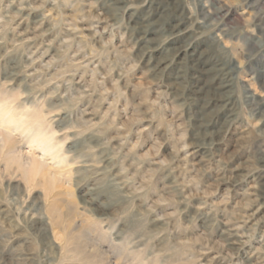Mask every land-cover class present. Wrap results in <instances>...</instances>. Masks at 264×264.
Segmentation results:
<instances>
[{"label":"rangeland","instance_id":"374dc122","mask_svg":"<svg viewBox=\"0 0 264 264\" xmlns=\"http://www.w3.org/2000/svg\"><path fill=\"white\" fill-rule=\"evenodd\" d=\"M212 1L178 40L166 0H0V264H264V0Z\"/></svg>","mask_w":264,"mask_h":264},{"label":"bare ground","instance_id":"6f19581e","mask_svg":"<svg viewBox=\"0 0 264 264\" xmlns=\"http://www.w3.org/2000/svg\"><path fill=\"white\" fill-rule=\"evenodd\" d=\"M148 1L149 3V9L154 7L155 3H164L162 2V0H145ZM167 2H170L172 5V16H171V20L168 24V31L171 33V35H175L176 38H178L177 36H179V33L182 31L181 28L186 25H194V23L197 22L198 26L196 28V31L198 29H202L205 28V26L203 25V23H205L207 20L209 19H214L219 17V16H223L224 15V8L223 7H216L214 2L212 0H205V3H199V2H194V8H190L187 7L186 4L182 3V2H178L177 0H166ZM161 6V5H159ZM146 11V14L150 13V10ZM145 15V14H144ZM96 17V16H95ZM133 18V15L132 17ZM198 19H201L203 22L201 23L200 21H198ZM223 19V18H221ZM144 20H146V23L148 25L149 23V18L147 16H145ZM149 26V25H148ZM148 26H147V30H145V32L147 33L148 31ZM218 26H216L217 28ZM146 28V27H145ZM261 32L263 34L264 32V28H261ZM181 38H178V40ZM262 39L260 38V40H258V42L253 41L251 38L248 39V42L251 43L252 46L257 47L258 49L261 50L262 48ZM213 41H215V38H213ZM245 50H247V48H245V42L242 44V49L239 50L237 49V47L235 46L230 52H225L224 49H221L219 46L217 48V50L214 52V57L216 58V63H219L221 66L220 70L224 73V75H226L227 77H230L232 72H236L237 71V67L235 66V60L233 59V57L237 56L241 53L242 55L244 54ZM232 54L231 56H229V54ZM76 54H79L78 52ZM76 54L74 55L76 57ZM245 55V54H244ZM251 56V55H249ZM261 57H264L263 55ZM196 64L195 67L198 70L204 71L205 70V66L209 63V59H196ZM263 63V61H262ZM159 64V62L154 64V67H157V65ZM264 68V67H262ZM239 71V70H238ZM93 73V72H92ZM95 73V70H94ZM262 76V81L264 84V71H260ZM223 75V74H222ZM220 87V85H219ZM264 87V85H263ZM247 93V92H246ZM247 102L249 103L251 109L256 112V114H261V112L264 110V98L262 99H257L255 97V95H251V97L249 99H247ZM264 124V121H263ZM38 126H41L40 124ZM10 130H12L10 128ZM24 132H28L27 130H24ZM263 132V131H262ZM41 139H43L46 136V133L43 132V134L40 132L37 133ZM31 136V134H27L26 137ZM47 141V142H46ZM54 138H49L48 140H40V142H42V146H43V150L45 152H50V155H52V159L53 160H57V162L55 163L57 166L59 167H63V166H67L68 164H71L69 162V159L64 156L63 154V150L60 149L59 147H57V143L53 142ZM39 142V141H37ZM0 152L2 156V152H4L6 150L7 147V153L5 155L6 158H11V154L12 153V148L7 145V142L5 141L4 137L0 138ZM184 147H186V144H184ZM30 157H27V159H29ZM14 161V160H13ZM9 162V161H8ZM20 161L17 162V167L18 169L22 170V173L24 175V178L27 179L28 181H32V180H36L38 177L40 179H48V180H53L52 179V171H46L45 169H43L42 166L36 164L34 161H31V158L29 159V161H27L24 164L19 165ZM52 175V176H51ZM260 181L261 182V190L262 193L264 192V178L260 177ZM119 184V183H118ZM124 183H121L118 185L119 189L122 191V189H125L127 187V185H124ZM120 196H122L121 192L119 193ZM264 194V193H263ZM122 201H126V198L123 197ZM40 222L39 219H37V217H33V221H32V225L38 224ZM151 232V231H150ZM149 232V233H150ZM148 231L146 232V234L143 235L142 238L146 237L148 234ZM146 235V236H145ZM148 239V238H147ZM146 239V240H147ZM134 240H129L128 244H133L132 248H135V242H133ZM145 248H147V245L145 244L144 246Z\"/></svg>","mask_w":264,"mask_h":264}]
</instances>
